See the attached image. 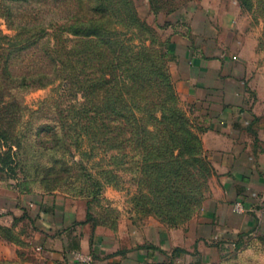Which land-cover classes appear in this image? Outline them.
<instances>
[{
  "label": "crops",
  "instance_id": "0c3cea01",
  "mask_svg": "<svg viewBox=\"0 0 264 264\" xmlns=\"http://www.w3.org/2000/svg\"><path fill=\"white\" fill-rule=\"evenodd\" d=\"M244 14L237 0H201L168 17L170 73L215 170L198 213L119 238L93 228L85 203L60 191L0 196V219L33 226L42 264H264V64L260 31L240 24Z\"/></svg>",
  "mask_w": 264,
  "mask_h": 264
},
{
  "label": "trees",
  "instance_id": "16d2710c",
  "mask_svg": "<svg viewBox=\"0 0 264 264\" xmlns=\"http://www.w3.org/2000/svg\"><path fill=\"white\" fill-rule=\"evenodd\" d=\"M12 1H0V14L11 25ZM148 1L151 12L158 14L175 12L193 0ZM237 2L244 10L263 17L260 44L264 45V0ZM87 6L88 14L65 26L67 35L76 37L75 67L72 57H67L72 47L68 48L65 32L53 33L51 41L49 32L30 33L15 27L16 33L9 36L0 29V114L14 111L19 105L16 95L23 89L43 87L57 78L70 79L69 69L74 67L85 99L80 104L82 108L71 106L66 131L76 141L87 138L106 150L119 144L132 145L140 159V181L149 194L143 196L166 217L190 216L203 198L209 163L200 131L177 105L166 66L168 41L163 49L154 46L153 39L146 35L153 28L139 15L131 0H87ZM120 26L124 31L118 29ZM42 38L46 39L42 46L49 59L48 70L13 74L10 69L13 54ZM2 120L0 117V124ZM67 136L54 133L53 140L60 143L62 139L67 146ZM15 137L0 128V138L7 143ZM7 159L8 155L0 160L6 164Z\"/></svg>",
  "mask_w": 264,
  "mask_h": 264
},
{
  "label": "rangeland",
  "instance_id": "374dc122",
  "mask_svg": "<svg viewBox=\"0 0 264 264\" xmlns=\"http://www.w3.org/2000/svg\"><path fill=\"white\" fill-rule=\"evenodd\" d=\"M200 1H189L178 9ZM131 2L153 28L146 35L153 39L154 46L163 49L169 38L171 23L168 17L172 12L154 14L148 0ZM11 7L14 17L12 25L0 14V29L4 34L14 35L15 27H18L30 33L49 32V40L53 41V33L65 32L64 36L69 38L68 48L72 47L67 57H72L75 67L78 50L76 37L67 35L65 26L67 22L89 13L87 0H13ZM241 9L245 14L240 24L260 31L255 50L259 53V61L264 64V45L260 44L263 17L258 12ZM118 29L124 31L122 26ZM45 40L42 38L13 54L10 60L13 74L48 70L49 59L42 46ZM146 42L149 43V39ZM166 66L175 89L177 105L200 131L201 137L203 128L187 101L177 91L168 63ZM74 67L69 69L72 73L70 79L57 78L43 87L23 89L16 95L19 105L13 108L14 111L11 109L0 114L3 118L0 128L4 129L6 135L16 136L9 143L0 138V159L8 155L6 164L0 160V196L60 191L81 199L86 206L87 221L93 228L99 227L102 233L112 237L135 236L150 223L159 227L187 223L201 209L213 184L215 170L206 152L209 174L201 202L190 216L179 214L176 219L164 216L163 211L161 213L143 196L149 194L143 181H140V159L132 145L119 144L112 150H106L87 138L76 141L72 133L66 131L69 123L66 117L71 106L79 108L85 99L83 89L76 81ZM53 126H56L55 131ZM54 133L60 137L66 133L67 146L62 139L60 143H55ZM57 158H60L59 161H55ZM32 229L33 226L17 218L12 222L0 219V264L43 263L39 251L28 240Z\"/></svg>",
  "mask_w": 264,
  "mask_h": 264
},
{
  "label": "built area",
  "instance_id": "2783aa9c",
  "mask_svg": "<svg viewBox=\"0 0 264 264\" xmlns=\"http://www.w3.org/2000/svg\"><path fill=\"white\" fill-rule=\"evenodd\" d=\"M233 208H234L236 211H240V212L244 210V207H243L242 203H240V202H235V203L233 204Z\"/></svg>",
  "mask_w": 264,
  "mask_h": 264
}]
</instances>
